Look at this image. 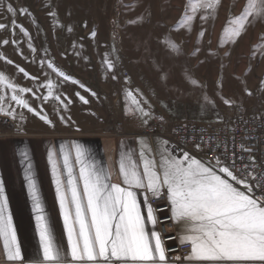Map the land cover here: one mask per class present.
Here are the masks:
<instances>
[{
	"label": "snow or ice",
	"instance_id": "snow-or-ice-1",
	"mask_svg": "<svg viewBox=\"0 0 264 264\" xmlns=\"http://www.w3.org/2000/svg\"><path fill=\"white\" fill-rule=\"evenodd\" d=\"M221 5L222 0H188L179 27L191 32L200 10L205 13L200 18L207 21L216 18ZM7 11L14 16L17 10L9 5ZM19 12L26 14L23 9ZM251 20L264 21V0H247L238 16L230 15L222 40L236 43ZM12 25L13 35L16 27L24 36L30 35L15 20ZM6 27L0 23V30ZM203 35L201 32L200 36ZM95 37L93 31L91 38ZM2 43L8 45L10 41L5 39ZM166 44L179 51L171 41ZM30 48L32 52L36 51L31 45ZM0 59L13 64L5 57ZM102 62L108 71L114 70L115 62L107 55ZM41 64L43 66V62ZM46 66L64 82L79 83L53 62L49 61ZM17 69L26 79L39 80L24 68L17 66ZM112 78L116 79V76ZM5 80L6 77L0 74V84ZM45 80L36 90L7 83L6 87L12 92L10 100L52 128L55 124L44 109L41 107L37 111L24 96L30 93L42 103L54 100L59 105L57 115L60 122L67 124L71 117L66 119L61 113L68 110L72 101L56 91L59 85L47 75ZM191 83L197 85L195 80ZM40 87L47 90L46 94L37 95ZM76 95L82 103H89L78 92ZM91 95L96 96V93L91 92ZM126 96L133 106L132 114H138L145 124L149 118H155L150 111L151 104L139 94V90L136 95L130 90ZM204 100L210 103L206 96ZM2 101L3 97H0V115L15 120V109H6ZM223 103L230 106L232 101L224 99ZM159 119L163 122V117ZM167 143L162 142L159 160L144 139L140 141L139 160L132 152L122 151L115 178L112 169L96 162L83 144L50 147L47 163L54 189V206L58 207V217L62 221L59 237L33 170L30 151L27 147L22 149L19 155L35 220L38 250L31 257L22 252L5 183L0 179V240L3 241L6 261L10 264H264V166H260L257 172L255 157L243 146L240 151L250 154L248 163L244 162L243 156L237 157L235 151L231 160L213 153V159L204 162L188 151L177 157L169 151ZM202 143L201 140L195 147L199 149ZM162 196H166L170 206L167 218L177 226L179 244L186 249L175 256L168 255L172 249L165 246L164 237L156 227L160 218L155 214L153 201Z\"/></svg>",
	"mask_w": 264,
	"mask_h": 264
},
{
	"label": "rangeland",
	"instance_id": "rangeland-1",
	"mask_svg": "<svg viewBox=\"0 0 264 264\" xmlns=\"http://www.w3.org/2000/svg\"><path fill=\"white\" fill-rule=\"evenodd\" d=\"M187 3L188 0H0V23L8 26L0 30V57L13 62L10 65L0 59V74L6 77L5 83L0 84V97L6 109L11 107L16 111L15 120L0 115L2 135L15 131L35 138L71 136L74 132L98 128L119 134L125 127L141 132L153 118L145 124L138 114H132L133 106L126 96L130 90L134 95L139 90L149 101L150 111L155 112L154 121L163 117L175 124L222 123L252 106L251 114L263 117L264 114H258L264 112V21L251 20L246 32L233 44L222 40L223 32L230 15L238 16L247 0H222L216 18L207 21L200 18L205 14L200 10L191 32L178 24ZM9 5L17 10L16 15L7 11ZM20 9L26 14L21 15ZM53 12L55 16L51 15ZM13 20L30 35L24 36L19 27L13 35ZM93 31L95 39L91 38ZM5 39L10 41L8 45L2 43ZM167 41L174 43L179 51L170 49ZM105 55L115 62L111 72L102 62ZM49 61L79 83L74 85L57 77L47 68ZM17 66L39 80L26 79ZM45 75L59 85L58 93L71 99L68 110L61 113L71 120L67 124L60 122L59 105L54 100L42 103L30 93L24 98L37 111L42 107L54 128L16 106L10 100L11 90L6 87L11 82L36 90L46 82ZM191 80L197 81V85ZM46 91L40 87L37 95ZM77 92L89 103H82ZM205 96L210 103L205 102ZM224 99L232 101L231 105H225ZM251 114L247 116L255 118ZM33 141V147L27 143L30 157H44L43 144ZM11 148L8 153L14 156L16 148L14 145ZM190 148L204 160H211L202 149L195 145Z\"/></svg>",
	"mask_w": 264,
	"mask_h": 264
},
{
	"label": "crops",
	"instance_id": "crops-1",
	"mask_svg": "<svg viewBox=\"0 0 264 264\" xmlns=\"http://www.w3.org/2000/svg\"><path fill=\"white\" fill-rule=\"evenodd\" d=\"M251 108H245L241 111L251 114ZM155 112L153 117H155ZM247 114V115H250ZM264 114V112L258 115ZM255 117V114H251ZM257 118V117H255ZM155 118L151 119L150 125L141 132H134L130 130L121 129L119 131L107 132V128L97 129L88 132H74V135L57 134V135H41L39 137H29L28 135L17 134L15 131L11 135L3 136L0 132V179L5 183V190L9 197V208L12 212L13 223L16 227L17 239L21 245L22 252L26 257H31L36 254L38 250V237L35 233V220L31 212L30 201L27 196L26 181L24 180V165L21 163L19 153L22 149L27 147V143L33 147L34 139L40 141L44 146V157H31L33 163V170L36 173L37 179L40 183L42 194L45 198L46 204L49 208L50 216L54 220L55 231L59 237L62 232V221L58 217V207L54 206V189L51 184L50 169L47 163V151L50 147L55 146L59 148L61 144L71 145L72 143L83 144L90 152L92 157L101 166L110 167L115 178L118 169V160L120 153L132 152L134 158L139 160V152L141 150V139H144L148 146L151 147L152 153L159 160V152L162 147V142L166 141L158 137H147L143 133L150 127L154 126ZM180 123V122H177ZM209 124H216L217 122H207ZM156 124V123H155ZM28 136V137H25ZM14 145L16 154L11 156L8 153L9 147ZM169 151L177 157L182 156L184 151L175 148L169 142L167 143ZM13 150V149H12ZM193 151V150H192ZM14 152V151H13ZM196 158L204 160L195 151ZM142 199V196H141ZM176 226V225H175ZM157 230L158 225L156 226ZM151 228V225H149ZM178 232V228L176 226ZM66 243V240L64 241ZM184 251L186 249L184 248ZM0 264H10L6 261L3 253V241L0 240Z\"/></svg>",
	"mask_w": 264,
	"mask_h": 264
},
{
	"label": "built area",
	"instance_id": "built-area-1",
	"mask_svg": "<svg viewBox=\"0 0 264 264\" xmlns=\"http://www.w3.org/2000/svg\"><path fill=\"white\" fill-rule=\"evenodd\" d=\"M143 135L150 138L164 139L175 148L188 151L193 156L195 155L190 147L201 143L202 140L203 143L200 149L209 159L212 160L213 153H215L221 155L222 158L231 160L232 152L235 151L237 157L243 156L244 162L248 163L250 154L249 152L240 151L241 146H243L250 149L251 155L255 157L257 172L260 171V166H264V116L251 118L244 113H235L230 120L226 119L217 124H202L190 121L175 124L165 118L161 122L158 118L156 124L145 131ZM225 148H227V151H225ZM153 207L156 209V216L160 218L157 225L164 237L163 242L166 247L172 249L168 252V255L175 256L184 253V248L180 246L177 238L176 226L167 218L170 216V206L166 196L154 200ZM160 209H165V212H160ZM166 220L168 222L163 223ZM165 225H170V227H165ZM169 237H172L171 241H168Z\"/></svg>",
	"mask_w": 264,
	"mask_h": 264
},
{
	"label": "bare ground",
	"instance_id": "bare-ground-1",
	"mask_svg": "<svg viewBox=\"0 0 264 264\" xmlns=\"http://www.w3.org/2000/svg\"><path fill=\"white\" fill-rule=\"evenodd\" d=\"M160 212H165V209H160ZM168 221L166 220V221H163V223H167ZM168 241H171V239H169ZM173 253H174V251H173Z\"/></svg>",
	"mask_w": 264,
	"mask_h": 264
}]
</instances>
